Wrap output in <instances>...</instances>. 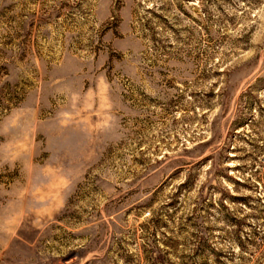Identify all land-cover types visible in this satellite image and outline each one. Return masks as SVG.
<instances>
[{
    "label": "rangeland",
    "instance_id": "rangeland-1",
    "mask_svg": "<svg viewBox=\"0 0 264 264\" xmlns=\"http://www.w3.org/2000/svg\"><path fill=\"white\" fill-rule=\"evenodd\" d=\"M0 264H264V0H0Z\"/></svg>",
    "mask_w": 264,
    "mask_h": 264
}]
</instances>
